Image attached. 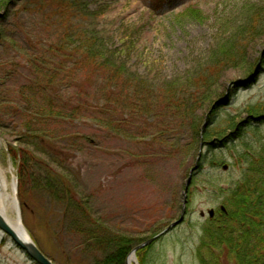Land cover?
Listing matches in <instances>:
<instances>
[{
    "label": "rangeland",
    "instance_id": "rangeland-1",
    "mask_svg": "<svg viewBox=\"0 0 264 264\" xmlns=\"http://www.w3.org/2000/svg\"><path fill=\"white\" fill-rule=\"evenodd\" d=\"M79 1L73 21L60 0L0 3V166L17 201L7 212L21 218L55 264H92L113 236L148 239L179 218L184 181L203 141L184 222L143 253L146 264H200L202 226L222 205L219 189L242 179L243 154L264 146V0ZM69 26L95 32L133 69L161 78L190 74L233 38L245 42L246 60L222 74L213 101L224 99L231 83L229 103L194 139L156 105L128 122L112 115L119 103L106 99L100 79L90 90L91 70L76 53L85 37L66 39ZM212 106L202 109L201 127ZM11 147L28 152L21 177ZM34 165L41 177L43 167L55 171L81 209L35 187ZM0 264L37 263L0 229ZM132 264H140L138 253Z\"/></svg>",
    "mask_w": 264,
    "mask_h": 264
},
{
    "label": "trees",
    "instance_id": "trees-1",
    "mask_svg": "<svg viewBox=\"0 0 264 264\" xmlns=\"http://www.w3.org/2000/svg\"><path fill=\"white\" fill-rule=\"evenodd\" d=\"M60 1L58 8L69 11L70 20L78 16L76 12L80 7L79 0ZM3 2L4 0H0V3ZM72 29L70 26L66 28V39L72 33H83L85 37L76 53L81 50L82 61L91 70L93 81L90 90L99 89L100 79V91L106 99L119 103V113L114 112L112 115L126 117L128 122L135 115H147L156 111V105L170 120H181V125L190 129L194 139L201 131L204 115L200 113L206 104L213 105V99L220 89L218 83L222 74L230 66L239 65L246 60L245 42L243 39L233 38L227 46L212 52L207 61L198 63L190 74L181 78H168L165 75L164 79L150 71L147 73L133 69L129 60L117 48L113 49L108 43L101 42L95 32ZM219 107L218 105L211 109L207 116L208 123ZM106 113L111 114V111ZM10 149L14 161L18 163L21 177L29 163L26 160L28 152L21 147ZM243 157L248 165L242 179L234 186L219 189L223 197L222 205L202 226V237L196 250L200 264H264V146L260 151L246 152ZM203 159L202 156L201 163ZM53 162L55 164L56 161ZM54 164L50 166L52 169ZM34 166L32 170L35 172L31 181L36 184L35 187L42 186L51 197L67 208L82 206L75 202L73 190L58 179L59 175L55 171L43 167L41 169L45 175L41 177L36 171L39 166ZM145 240L147 239L133 240L124 235H115L107 240L108 252L92 264H127L132 249ZM151 245L138 250L140 264H146L143 253Z\"/></svg>",
    "mask_w": 264,
    "mask_h": 264
},
{
    "label": "water",
    "instance_id": "water-1",
    "mask_svg": "<svg viewBox=\"0 0 264 264\" xmlns=\"http://www.w3.org/2000/svg\"><path fill=\"white\" fill-rule=\"evenodd\" d=\"M231 83L228 85V91L229 88L231 87ZM228 91L226 93V96L224 99L220 100V101H216L214 102L213 106L211 109H213L216 106H221V105H227L229 103V97H228ZM210 109V111H211ZM210 111L208 112V114L210 113ZM207 114V116H208ZM206 116V117H207ZM208 126V122H204V124L201 127V135H203L205 129ZM203 147H204V142L201 141L200 142V151H199V155L196 159V162L194 164V166L191 168L187 178L184 181V190L182 192L183 195V199H182V208L180 211V215L179 218L175 221H173L171 224H169L165 230H163L162 232H160L159 234L150 237L149 239H147L146 241H144L143 243L137 245L131 252L132 253H136L140 248H143L153 242H155L156 240H158L160 237L164 236L165 234H167L168 232H170L172 229L176 228L177 226H179L181 223L184 222L185 217H186V212H187V197H188V191L189 188L193 182V178H194V174L199 170L200 167V161L202 158V153H203ZM204 212L201 213L202 216H204ZM215 214V210L214 209H210L208 211V215L210 217H213ZM0 229L6 233L8 236H10L12 238V240L16 243L17 246H19L23 251H25L27 253V255L31 258V260H33L34 262H36L37 264H54L53 261L47 257L41 250L40 248L35 244V242L31 239V238H25V237H21L20 234H18L9 224L8 222L4 219V217L2 216V214H0ZM23 229V228H22Z\"/></svg>",
    "mask_w": 264,
    "mask_h": 264
},
{
    "label": "bare ground",
    "instance_id": "bare-ground-1",
    "mask_svg": "<svg viewBox=\"0 0 264 264\" xmlns=\"http://www.w3.org/2000/svg\"><path fill=\"white\" fill-rule=\"evenodd\" d=\"M16 179H13L15 186ZM8 180L5 170L0 166V214L8 222V224L18 233L21 237L30 238L26 229H22L20 218L14 215H9L7 210H15L17 207L16 197L10 195L7 191ZM136 260V254L132 253L129 257V263L132 264Z\"/></svg>",
    "mask_w": 264,
    "mask_h": 264
}]
</instances>
